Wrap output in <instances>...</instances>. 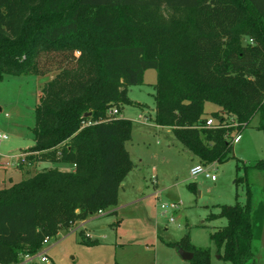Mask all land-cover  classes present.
Returning a JSON list of instances; mask_svg holds the SVG:
<instances>
[{"label":"trees","instance_id":"trees-1","mask_svg":"<svg viewBox=\"0 0 264 264\" xmlns=\"http://www.w3.org/2000/svg\"><path fill=\"white\" fill-rule=\"evenodd\" d=\"M147 70L156 73L154 125L201 164L225 163L233 133L257 114L264 132V0H0V81L55 73L37 96L33 145L23 150L20 167H32L0 189V264L20 263L45 238L108 210L110 188L134 168L125 149L132 122L120 106L136 105L126 90ZM205 103L219 111L206 116ZM39 161L53 167L32 172ZM238 163L245 202L210 216L226 224L209 240L224 263L256 264L264 160ZM252 172L261 175L257 200ZM167 245L191 253L190 264H210L209 249L188 235Z\"/></svg>","mask_w":264,"mask_h":264},{"label":"rangeland","instance_id":"rangeland-1","mask_svg":"<svg viewBox=\"0 0 264 264\" xmlns=\"http://www.w3.org/2000/svg\"><path fill=\"white\" fill-rule=\"evenodd\" d=\"M54 75H5L0 81V137L6 138L0 139V164H9L8 168H0V188L9 180L14 183L24 177L16 169L21 165L18 149L32 144L37 96L43 84ZM155 83V71H145L142 84L126 90L127 98L136 105L120 106L121 117L132 122L131 138L125 149L134 168L119 187H111L108 192L111 204L106 212H115L95 215L103 216L87 227V235L98 245L82 244L74 224L44 245L46 263L37 259L32 264H190L167 246L168 242H179L185 235L195 247L209 249L210 264H226L217 258V249L209 240V234L226 222L223 218L212 220L210 216L217 215L220 206L245 202L243 184L235 183L242 177L241 172H236V164L252 165L264 160V132L257 129L259 115L239 132L228 161L203 165L177 142L168 128L154 125ZM218 111L217 106L204 104L206 116ZM22 154L25 153L19 155ZM198 164L207 169L213 181L204 174L190 177V169ZM36 168L32 172L45 167ZM154 179L156 188L152 184ZM248 179L257 200L261 175L252 172ZM155 189L159 192L158 200L153 197ZM160 204H175L176 209L162 212ZM116 220H120V225L113 230L108 222ZM257 249L256 264H264V223Z\"/></svg>","mask_w":264,"mask_h":264},{"label":"built area","instance_id":"built-area-1","mask_svg":"<svg viewBox=\"0 0 264 264\" xmlns=\"http://www.w3.org/2000/svg\"><path fill=\"white\" fill-rule=\"evenodd\" d=\"M110 114H117L116 109H113L109 112ZM205 126L206 127H211L213 126V121L211 119H207L205 121ZM235 126V125H234ZM239 134H236L235 137H232V144L236 141V138H238ZM1 140H6L5 137H0ZM27 154H22V155H18V162L21 164H26L25 161V156ZM198 174H204L205 178H209L210 180H214V177L212 175L209 174V172L207 171V169H204L201 165H196L193 168L190 169L189 171V175L190 177L194 178L195 176H197ZM152 184L154 186V188H156V181L155 179L152 181ZM158 191L155 189L154 193H153V197L155 200H158L159 196H158ZM159 209L162 210V212L169 210V211H174L176 209V205L175 204H160ZM101 214V212H98L96 215ZM171 220V219H170ZM49 238H45L43 240L42 243V247L41 249L33 256H25L22 261L18 264H32L33 262H35L37 259H39L40 262L46 263L47 262V257H46V251L47 249L44 248V245L49 241Z\"/></svg>","mask_w":264,"mask_h":264},{"label":"crops","instance_id":"crops-1","mask_svg":"<svg viewBox=\"0 0 264 264\" xmlns=\"http://www.w3.org/2000/svg\"><path fill=\"white\" fill-rule=\"evenodd\" d=\"M121 112H122V109H121V111H120V116H121ZM32 139V138H31ZM33 145V142H32V144L30 145V146H27V147H24V149H22V148H20V149H18L19 150V154L20 153H22L23 152V150H25V149H27V148H29V147H31ZM18 154V155H19ZM37 156V155H36ZM17 163L18 162H16V164H15V167L17 166ZM40 166V168L41 167H45V168H52L53 167V165H51L50 163H46V162H41V161H39V162H37L36 164H35V166ZM11 166V165H10ZM9 167V164L8 163H4V164H0V168H2V169H5V168H8ZM32 166H30V165H23V167H17L16 169L18 170V172H19V174L20 175H24V173L25 172H27V170H29L30 168H31ZM58 168L60 169V170H63V171H68V170H70L71 169V167L70 166H68V165H60V166H58ZM37 169V168H36ZM129 175V174H128ZM127 175V176H128ZM126 176V177H127ZM126 177H125V179H126ZM23 177L21 176V179H22ZM20 179V180H21ZM124 179V180H125ZM123 180V181H124ZM123 181H122V183H123ZM7 183L8 184H6V185H3L1 188H5V187H9L10 185H12V184H14V183H17V182H14V183H12V181L11 180H9V181H7ZM121 183V184H122ZM120 184V185H121ZM0 188V189H1ZM137 190L139 191V189H138V187H137ZM107 211V210H106ZM106 211H104L103 213L105 214V212ZM115 211H111V212H106L107 214H112V213H114ZM103 216V215H102ZM102 216H92V217H89L88 219H86V220H84V221H81V222H78V223H76V225L74 226L75 228H74V230H76L77 229V231H79V232H82L83 234H84V236H86L87 238H89L90 240H91V238H90V236L89 235H87V227L90 225V224H92L95 220H99L100 219V217H102ZM120 225V220H116V221H114V222H108V226L109 227H111V228H114L113 230H116L117 228H118V226ZM101 228H103V227H101ZM168 243H170V242H168ZM167 243V244H168ZM168 246V245H167ZM169 247V246H168ZM45 249H47V248H45ZM176 252H177V250H175ZM178 255V254H177Z\"/></svg>","mask_w":264,"mask_h":264},{"label":"water","instance_id":"water-1","mask_svg":"<svg viewBox=\"0 0 264 264\" xmlns=\"http://www.w3.org/2000/svg\"><path fill=\"white\" fill-rule=\"evenodd\" d=\"M88 115L89 114H85V116H88ZM177 254L182 261H190L192 259V254L189 252H185L182 249H178ZM217 258H219V256Z\"/></svg>","mask_w":264,"mask_h":264}]
</instances>
